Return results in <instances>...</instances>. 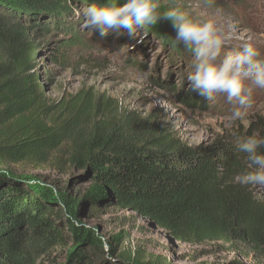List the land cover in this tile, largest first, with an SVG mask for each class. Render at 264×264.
<instances>
[{"label": "trees", "instance_id": "trees-1", "mask_svg": "<svg viewBox=\"0 0 264 264\" xmlns=\"http://www.w3.org/2000/svg\"><path fill=\"white\" fill-rule=\"evenodd\" d=\"M106 2L0 0V264H35L66 241L48 207L52 200L69 208L68 229L75 237L69 257L77 264H172L127 251V237L112 240L86 225L84 209L102 199L148 219L176 242L242 244L264 258V201L252 185L238 181L252 170L238 144L256 132L264 136V122H253L230 141L191 147L149 119L106 112L89 93L80 91L69 100L45 95L35 74L41 50L35 37L48 29L37 20L61 22L75 4ZM70 52L62 45L54 57L62 65ZM19 165L85 170L96 188L86 203L44 188L39 198L19 185L24 177L9 171Z\"/></svg>", "mask_w": 264, "mask_h": 264}, {"label": "rangeland", "instance_id": "rangeland-1", "mask_svg": "<svg viewBox=\"0 0 264 264\" xmlns=\"http://www.w3.org/2000/svg\"><path fill=\"white\" fill-rule=\"evenodd\" d=\"M88 5H73L72 14L61 22L47 18L35 21L48 29L35 37L41 50L34 65L48 98L69 100L80 91L89 93L94 101L100 100L106 112H129L149 119L156 128L191 147L230 141L253 122H264L262 89L253 90L251 107L242 108V117L234 122L229 117L239 106L229 103L226 96L209 101L190 90L187 76L192 70V54L173 43L176 33L170 21L162 19L138 31L134 39L123 28L101 35L85 26L83 10ZM160 5L161 12L179 7L193 18L215 21L226 37L224 51L251 43L264 58V0H160ZM62 45L70 49L71 56L61 65L54 55ZM9 171L24 177L19 185L39 198L38 190L44 188L58 197L69 195L86 203L96 188L93 180L86 179L87 171L68 165L34 170L19 165ZM252 189L264 201V187L252 185ZM54 201L48 207L67 238L35 264H77L78 260L69 257L75 246V237L68 229L69 208ZM82 220L109 239L127 237V251L168 259L172 264H264L263 257L242 244L194 246L176 242L148 219L120 211L105 199L84 209Z\"/></svg>", "mask_w": 264, "mask_h": 264}, {"label": "clouds", "instance_id": "clouds-1", "mask_svg": "<svg viewBox=\"0 0 264 264\" xmlns=\"http://www.w3.org/2000/svg\"><path fill=\"white\" fill-rule=\"evenodd\" d=\"M160 0H107L104 4L91 3L83 10L86 28L106 35L109 30L126 29L135 38L138 31L157 24L160 20L171 22L175 31L173 43L192 54L187 80L192 92L205 100L218 95L226 96L235 108L229 117L240 119L242 108L251 107L254 89L264 90V58L251 44L224 51L226 37L213 20H199L179 7L160 11ZM264 136L259 132L238 144L246 154L251 171L238 176L241 185L264 187Z\"/></svg>", "mask_w": 264, "mask_h": 264}, {"label": "water", "instance_id": "water-1", "mask_svg": "<svg viewBox=\"0 0 264 264\" xmlns=\"http://www.w3.org/2000/svg\"><path fill=\"white\" fill-rule=\"evenodd\" d=\"M16 176V175H15Z\"/></svg>", "mask_w": 264, "mask_h": 264}]
</instances>
